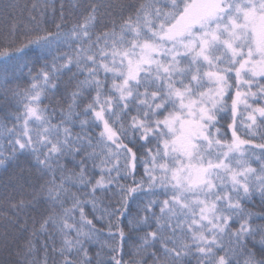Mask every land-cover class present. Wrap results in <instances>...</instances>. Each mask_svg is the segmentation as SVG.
<instances>
[{"label":"snow or ice","instance_id":"snow-or-ice-1","mask_svg":"<svg viewBox=\"0 0 264 264\" xmlns=\"http://www.w3.org/2000/svg\"><path fill=\"white\" fill-rule=\"evenodd\" d=\"M0 264H264V0H0Z\"/></svg>","mask_w":264,"mask_h":264},{"label":"trees","instance_id":"trees-1","mask_svg":"<svg viewBox=\"0 0 264 264\" xmlns=\"http://www.w3.org/2000/svg\"><path fill=\"white\" fill-rule=\"evenodd\" d=\"M17 2H19L21 5H23L26 2V0H17Z\"/></svg>","mask_w":264,"mask_h":264}]
</instances>
